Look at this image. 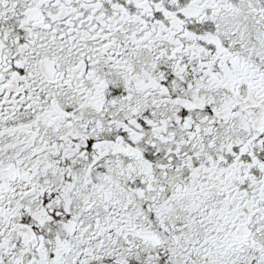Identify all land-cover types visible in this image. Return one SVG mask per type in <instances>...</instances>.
I'll list each match as a JSON object with an SVG mask.
<instances>
[{
  "label": "snow or ice",
  "instance_id": "1",
  "mask_svg": "<svg viewBox=\"0 0 264 264\" xmlns=\"http://www.w3.org/2000/svg\"><path fill=\"white\" fill-rule=\"evenodd\" d=\"M0 264H264V0H0Z\"/></svg>",
  "mask_w": 264,
  "mask_h": 264
}]
</instances>
